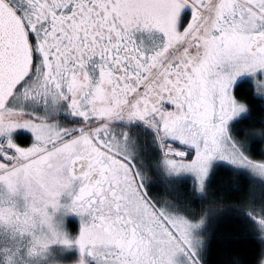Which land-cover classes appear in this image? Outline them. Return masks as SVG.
I'll list each match as a JSON object with an SVG mask.
<instances>
[{"label": "snow or ice", "instance_id": "6c2138e0", "mask_svg": "<svg viewBox=\"0 0 264 264\" xmlns=\"http://www.w3.org/2000/svg\"><path fill=\"white\" fill-rule=\"evenodd\" d=\"M53 260L264 264V0H0V264Z\"/></svg>", "mask_w": 264, "mask_h": 264}, {"label": "trees", "instance_id": "16d2710c", "mask_svg": "<svg viewBox=\"0 0 264 264\" xmlns=\"http://www.w3.org/2000/svg\"><path fill=\"white\" fill-rule=\"evenodd\" d=\"M237 180H243L244 177L242 175H238L237 177H235ZM232 242H228V246L225 245H218L215 249H214V258L216 260H220L223 258V256L225 254H227V252L229 251V248L231 247ZM252 244V241L250 240H241V245L242 246H250Z\"/></svg>", "mask_w": 264, "mask_h": 264}, {"label": "rangeland", "instance_id": "374dc122", "mask_svg": "<svg viewBox=\"0 0 264 264\" xmlns=\"http://www.w3.org/2000/svg\"><path fill=\"white\" fill-rule=\"evenodd\" d=\"M56 250H53V253L55 252ZM27 264V263H26ZM34 264H37V262H34ZM49 264H58V262H56L55 260L53 261H50Z\"/></svg>", "mask_w": 264, "mask_h": 264}, {"label": "flooded vegetation", "instance_id": "af4514ba", "mask_svg": "<svg viewBox=\"0 0 264 264\" xmlns=\"http://www.w3.org/2000/svg\"><path fill=\"white\" fill-rule=\"evenodd\" d=\"M27 262H25V264H26Z\"/></svg>", "mask_w": 264, "mask_h": 264}]
</instances>
